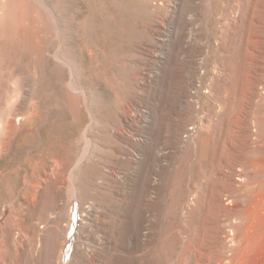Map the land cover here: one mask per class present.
<instances>
[{"label": "rangeland", "instance_id": "374dc122", "mask_svg": "<svg viewBox=\"0 0 264 264\" xmlns=\"http://www.w3.org/2000/svg\"><path fill=\"white\" fill-rule=\"evenodd\" d=\"M0 3V264L225 251L264 200V0Z\"/></svg>", "mask_w": 264, "mask_h": 264}, {"label": "bare ground", "instance_id": "6f19581e", "mask_svg": "<svg viewBox=\"0 0 264 264\" xmlns=\"http://www.w3.org/2000/svg\"><path fill=\"white\" fill-rule=\"evenodd\" d=\"M1 3H2L1 6H3L4 3L3 2H1ZM17 5H18V3H17ZM20 5H21V3H20ZM26 10H27V8H24V12ZM2 12H3V10H2ZM76 116H77V112H76ZM8 130H9V128H8ZM189 136H191V135H189ZM148 175L149 174L147 172V174H145L144 177L142 178V183H147L146 188H145V190L147 192H149L151 190V188L154 186V185L152 186L153 183H151V180L148 177ZM37 187H39V186H37ZM153 188H155V186ZM36 190H37V188H36ZM261 190H262V188H261ZM150 194H152V193H149V195ZM41 196H42V194H41ZM147 196H148V194H147ZM237 198H239V197H237ZM235 199H236V197H235ZM240 199H242V200L239 201L236 199L232 217L230 216V218L228 219V222H227L229 224V233L226 235V241L229 245L226 246L227 248H225V251H223L221 254H218L217 256L215 255L213 257V259L212 258L210 259V257H209V259L207 258L206 261H204L205 259H202V258H201V260H199L200 257H199V259L190 257L188 259V261L186 262V264H202L201 262H203V261L207 264H214V263L215 264H264V200H260L258 198L255 200L253 199V201L247 202V200L245 199V195L240 196ZM184 203L186 204L187 202H184ZM185 204H183V205L185 206ZM80 217H81V215H80ZM232 218H234V220ZM257 230H259V232L257 234L258 236H256V238H253L255 235V232H257ZM140 234H142V233H140V230L137 231V233H136L137 237ZM25 242H27V241H25ZM66 242H67V240L65 241V243ZM137 260L140 261L139 259H137ZM145 260H147V259H145ZM141 261H142V259H141ZM141 261H140V264H144L143 261L142 262ZM12 262H11V264H12ZM9 263H10V258H9ZM205 263H203V264H205ZM15 264H16V262H15ZM138 264H139V262H138Z\"/></svg>", "mask_w": 264, "mask_h": 264}]
</instances>
